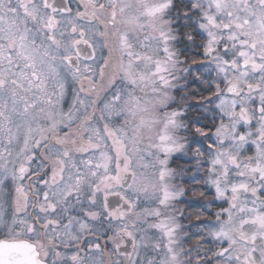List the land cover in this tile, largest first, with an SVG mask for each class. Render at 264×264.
Listing matches in <instances>:
<instances>
[{"label": "snow or ice", "instance_id": "6c2138e0", "mask_svg": "<svg viewBox=\"0 0 264 264\" xmlns=\"http://www.w3.org/2000/svg\"><path fill=\"white\" fill-rule=\"evenodd\" d=\"M0 264H264V0H0Z\"/></svg>", "mask_w": 264, "mask_h": 264}]
</instances>
